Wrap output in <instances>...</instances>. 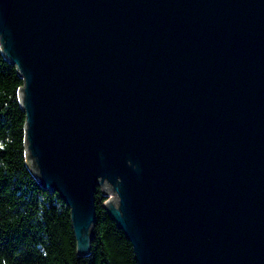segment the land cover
Instances as JSON below:
<instances>
[{"label": "water", "instance_id": "95a60500", "mask_svg": "<svg viewBox=\"0 0 264 264\" xmlns=\"http://www.w3.org/2000/svg\"><path fill=\"white\" fill-rule=\"evenodd\" d=\"M0 51L78 254L99 187L137 264H264V0H0Z\"/></svg>", "mask_w": 264, "mask_h": 264}, {"label": "trees", "instance_id": "16d2710c", "mask_svg": "<svg viewBox=\"0 0 264 264\" xmlns=\"http://www.w3.org/2000/svg\"><path fill=\"white\" fill-rule=\"evenodd\" d=\"M22 78L0 51V264H137L130 243L102 206L97 187L90 248L78 254L69 208L29 167Z\"/></svg>", "mask_w": 264, "mask_h": 264}, {"label": "rangeland", "instance_id": "374dc122", "mask_svg": "<svg viewBox=\"0 0 264 264\" xmlns=\"http://www.w3.org/2000/svg\"><path fill=\"white\" fill-rule=\"evenodd\" d=\"M108 192V195H109V197H110V192L109 191H107Z\"/></svg>", "mask_w": 264, "mask_h": 264}]
</instances>
